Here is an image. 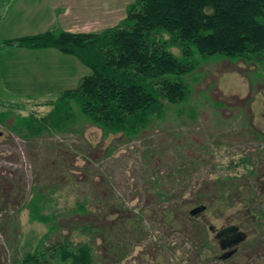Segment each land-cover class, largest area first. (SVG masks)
Masks as SVG:
<instances>
[{"label":"rangeland","instance_id":"obj_1","mask_svg":"<svg viewBox=\"0 0 264 264\" xmlns=\"http://www.w3.org/2000/svg\"><path fill=\"white\" fill-rule=\"evenodd\" d=\"M53 1L54 10L48 0H0V41L58 30L61 24L101 31L119 24L134 0ZM256 67L240 59L203 61L190 79L193 89L184 111L168 110L135 137L104 135L85 118L73 131L51 129L26 137V127L12 129L17 115H46L52 108L47 101L76 86L90 69L55 48H0V175L8 181L0 189L5 254L10 253L6 237L12 245L20 238L27 248L46 233L48 244L67 236L86 240L90 237L76 225H100V214L111 203L120 209L122 202L140 214L141 223L133 233L119 231V238L128 237L135 246L121 262L110 264H264V70L257 74ZM219 180H226L225 188ZM35 187L58 211L54 229L29 217L25 203ZM159 190L168 195L159 197ZM82 201L90 214L76 209ZM199 201L202 209L191 214L206 223L209 244L187 216ZM229 226L243 238L224 246L232 232L219 238L216 233ZM94 247L100 253V237Z\"/></svg>","mask_w":264,"mask_h":264},{"label":"trees","instance_id":"obj_2","mask_svg":"<svg viewBox=\"0 0 264 264\" xmlns=\"http://www.w3.org/2000/svg\"><path fill=\"white\" fill-rule=\"evenodd\" d=\"M6 46L55 48L77 57L90 69L76 86L61 90L55 99L47 101L52 108L46 115H17L12 125L15 132H23L26 127V137H32L51 129L73 131L85 118L100 127L104 135L135 137L151 123L164 119L168 110L175 108L176 114L184 111L193 89L190 79L198 74L203 61L240 59L254 63L257 74L264 70V0H134L119 24L101 31L48 29L0 41V48ZM2 177L0 189L8 182ZM226 183L219 180L222 189ZM156 186L159 188V184ZM32 192L24 202L29 217L49 229L56 228L58 211L51 209L41 188L35 187ZM220 194L224 197L223 192ZM167 195L165 190L158 191L159 197ZM195 203L197 209L187 216L194 220L201 241L209 244L206 223L191 214L202 209L200 201ZM111 204V209L100 214V225L95 221L76 225L90 237L83 241L75 242L67 236L48 244L46 233L36 246L27 248L20 238L12 245L6 237L8 255L0 240V264H98L99 259L100 264L121 262L135 243L118 235L121 230L136 231L140 214L122 202L116 210L115 203ZM76 209L90 214L83 201ZM0 232H5L1 224ZM227 232L232 236L222 240L224 246L241 235L236 226L225 227L216 235L219 238ZM98 237L100 253L94 247Z\"/></svg>","mask_w":264,"mask_h":264},{"label":"crops","instance_id":"obj_3","mask_svg":"<svg viewBox=\"0 0 264 264\" xmlns=\"http://www.w3.org/2000/svg\"><path fill=\"white\" fill-rule=\"evenodd\" d=\"M48 1L51 2V3H50V10L57 9L56 4H55V2H54L53 0H48ZM62 9H63V8H62ZM62 9L58 8L57 11H60V10H62ZM69 9H70V8H69ZM63 10L66 11V8H64ZM0 14H1V13H0ZM58 23H60V22H58ZM79 27H80V26H79ZM79 27H77V26H74V27H71V26H63L62 24L59 26L60 29H66V30H71V31H81ZM82 31H84V30H82ZM43 49H48V48H43ZM29 50H37V49H29ZM78 60H79V59H78ZM84 75H86V74H83L82 76H80V78L78 79V81H77V83H76L75 85L78 84L79 80H80ZM72 87H74V86H72ZM69 88H71V87H69ZM65 89H66V88H65Z\"/></svg>","mask_w":264,"mask_h":264},{"label":"water","instance_id":"obj_4","mask_svg":"<svg viewBox=\"0 0 264 264\" xmlns=\"http://www.w3.org/2000/svg\"><path fill=\"white\" fill-rule=\"evenodd\" d=\"M2 134V131H0V135ZM197 209V208H196ZM195 209V210H196ZM241 235L238 237V239L236 240V241H239L240 239H242L243 237H242V233L241 232H239Z\"/></svg>","mask_w":264,"mask_h":264}]
</instances>
